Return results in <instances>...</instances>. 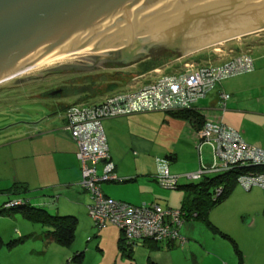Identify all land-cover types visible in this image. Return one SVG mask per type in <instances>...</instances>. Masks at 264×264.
<instances>
[{"label": "crops", "instance_id": "0c3cea01", "mask_svg": "<svg viewBox=\"0 0 264 264\" xmlns=\"http://www.w3.org/2000/svg\"><path fill=\"white\" fill-rule=\"evenodd\" d=\"M162 69L173 71L177 70L178 67L177 65L166 64ZM147 73L141 74L138 79L134 78L124 87L119 86L117 90L129 88L131 85L136 87L145 83L152 77ZM224 79L226 78L215 81L202 100L191 106V110L198 113L202 118L220 119L235 128L244 141L264 148L263 90L249 94L248 91H250L251 86L228 85V83L222 82ZM219 91L228 93L223 109L218 105ZM105 94L88 99L98 101ZM58 118V123L54 116L43 117L37 120L38 123L37 121L25 122L24 130L20 131L18 136L4 142V144L9 143L8 145L10 143L15 144L13 147L14 156H12L14 174H0V178L4 181V185L0 186V208L12 198H23L29 205L43 208L52 214L61 213L59 215H64L69 213V211H62L58 208L57 202L60 198L65 201L67 207L82 204L87 210L90 195L78 182L80 169L75 156L76 144L68 136V133L61 128L64 121L63 109ZM101 122L109 158L113 162V170L117 177H121L119 180H104L99 183L104 195L126 202L141 200V202L158 203L154 192L156 179L153 177V173L155 167L151 164L154 156L162 158L171 173L179 174L192 171L197 169L199 165L198 153L194 146L196 140L194 131L197 127L193 121L187 118L174 116L165 110H150L105 117ZM208 156L209 153L207 159ZM201 157L204 159L202 150ZM3 162L6 163V160ZM96 166L99 171L101 162H98ZM212 174L216 173L205 174L201 177ZM182 180L183 177H179L177 185L192 181L191 179ZM104 182L107 183L105 188L101 185ZM124 188L127 191H123ZM132 188L133 192L130 191ZM54 197H57L56 202H54ZM230 199L238 207L237 215H235L238 222L233 224L232 229L227 230L229 231L227 233L220 230L207 218L216 228L215 231L208 227L209 231L214 234L220 233L230 241L235 264H264L263 189L255 185L243 189L235 182L220 201H229ZM70 212L74 213L75 211ZM21 217L30 222H37L31 221L19 211L7 207L0 211V264H32L30 261L24 260L28 258L30 253L37 252L38 249L31 245L24 246V250H21L23 246L17 245L25 241L27 237L36 238L38 241L42 240V244L53 240L46 234V227L43 224L39 222L45 228L35 229L36 226H29L21 220ZM184 221L186 220H183L182 223ZM100 227L96 226V228ZM234 227L237 228V231H234ZM184 232L186 235L192 236L191 232L186 229ZM95 235L98 236L96 240L99 242L101 239L100 231L93 234V236ZM121 236V230L116 229V246L121 251V255L126 256L128 260L117 263L112 260L111 264H162L160 251L164 250L163 248L171 247L176 240H165L164 246H162L159 242L148 241L149 238H138L131 243L124 241V243L122 242L123 247H119L118 238ZM184 237L186 241L187 237ZM196 237L198 238L197 246L201 249L199 251L207 262H203L201 259L199 262L195 260L194 264H230L222 262L221 253L215 250L212 245L204 244L200 236ZM15 238L17 240L12 245L7 244V240ZM87 238L90 239L91 236ZM139 242L143 243V247L148 248L144 252V254L146 253L145 262L136 260V249H138ZM192 245L194 246V244ZM11 250L14 251L15 256L18 255L17 258L10 255ZM190 250L192 255L197 257L193 253L195 249L192 247ZM6 257L12 259L6 261ZM230 258L231 256L228 257V260Z\"/></svg>", "mask_w": 264, "mask_h": 264}, {"label": "rangeland", "instance_id": "374dc122", "mask_svg": "<svg viewBox=\"0 0 264 264\" xmlns=\"http://www.w3.org/2000/svg\"><path fill=\"white\" fill-rule=\"evenodd\" d=\"M142 51H144L143 56L138 57L136 60L121 63L98 62L84 58L65 56L62 57L63 59L59 58L56 61L42 63L37 65V67L33 66L23 70V72L21 71L15 74V76L1 80L0 174H14V170L12 169L14 163L12 156H14L13 147L15 144L10 143L8 145L9 143L4 144V142L18 136L20 131L24 130L25 122L37 121L43 117L54 116L58 123L57 118L63 106L75 102H94L88 98H95L98 95L117 90L119 86L124 87L134 78H140V75L143 73L148 72L147 74L153 76L156 74L155 70L157 69L164 72L162 67L166 64L177 65L180 68L186 59H192L198 63H220L222 60L237 54L247 53L252 57L253 69L227 77L222 82L228 83V85H243L244 87L249 85L251 86L250 91H248L249 94L261 92L262 90L264 92V29L220 43L211 44L206 46V48L202 47L197 50H191L184 54H182L183 52L177 46L174 49H170L161 41L157 40L149 42ZM88 81L92 83L90 86H88ZM57 88H60V92L48 93V91ZM83 89L86 92L92 91L91 93H86ZM85 94L90 95L84 96ZM201 100L202 98L196 102ZM207 152L208 147L204 145L202 147V153L205 160L209 153ZM209 158L210 154L206 161L203 160L207 162ZM5 160L6 163L3 162ZM162 160V158L154 156L151 163L155 167L154 172L161 169ZM188 180L190 179L183 177L182 181ZM156 182H154V192L157 197L155 199L158 203L161 206L178 207L182 198L183 189L181 187H163ZM106 184L104 182L101 185L105 188ZM1 185H4V181L0 178ZM122 190L127 191L126 188ZM130 191L133 192V188ZM108 197L113 200H120L112 196ZM54 199V202H56L57 197H54ZM120 201L123 200L121 199ZM128 203L139 205L141 200ZM57 204L58 208L62 209V211H69L67 214H73L77 217L72 241L68 245H61L53 240L42 244V240L38 241L36 238L27 237L25 241L17 245L23 246L21 250H24V246L32 245L38 251L36 250L37 252L30 253L24 261H30L32 264H111L112 260H115L116 263L128 260L126 256L121 255V251L116 246L115 236L116 229L118 228L115 225L107 223L100 228H96L84 205L67 207L65 206V201H62L60 198ZM237 211L238 207L236 203L230 199L229 201L215 203L209 212H207L206 216L220 230L229 233L227 230H231L232 225L238 222L235 216L237 215ZM21 220L29 226H36L35 229L38 228L40 230L45 228L39 222H30L24 218ZM184 220L186 221L180 224L178 232L182 236H186L187 239L185 241V237L183 236L184 239L182 242H177L176 239L171 247L163 248L164 250H161L159 253L162 264H194L195 260L199 262L201 259L203 262H207L199 251L200 248L197 246L198 238L196 236H200L204 244H210L215 250H218L221 253L223 263L235 264L231 243L225 236L220 235V233H211L208 226L201 219L191 216ZM185 229L191 232L192 236L186 235V232H184ZM98 231H100L101 235L99 242L96 240L98 236H93ZM234 231H237L236 227H234ZM89 236H91L90 239L87 238ZM148 241L151 240L149 239ZM157 242L164 246V240ZM138 244L136 260L139 259L140 262H145L146 253L144 254V252L148 248L146 246V248L143 247V243L139 242ZM192 247L195 249L193 253L197 257L192 255V251L190 250ZM133 248L135 249V247ZM206 249L209 248L206 247ZM77 251L80 252V255L74 256L78 253ZM10 255L16 258L18 257V255H14V251L12 250ZM229 256L231 258L228 260ZM79 258L80 261H78ZM9 259L12 258L6 257V261Z\"/></svg>", "mask_w": 264, "mask_h": 264}, {"label": "built area", "instance_id": "2783aa9c", "mask_svg": "<svg viewBox=\"0 0 264 264\" xmlns=\"http://www.w3.org/2000/svg\"><path fill=\"white\" fill-rule=\"evenodd\" d=\"M253 69L252 57L240 53L220 63H198L186 59L182 67L173 71L155 70L150 80L136 87L114 90L94 102H75L64 107L61 128L75 142V156L79 162V183L89 192L87 213L97 227L105 223L117 226L125 242L138 238L153 240L183 241L178 227L183 221L178 207L161 206L157 202H141L134 205L126 201L113 200L103 194L99 183L119 179L113 170L108 155L107 142L101 120L120 114L189 108L212 87L215 81ZM228 93L218 92V105L225 106ZM195 148L198 153L197 169L182 173H171L161 161V169L154 172L159 185L175 188L179 177L198 179L209 173H220L237 166L264 165V148L243 140L240 133L218 118L204 117L195 129ZM206 145L210 158L204 162L202 147ZM101 162L100 170L97 163ZM236 182L243 188L258 186L263 189L264 170H245L237 174ZM220 186L214 188L218 194ZM22 198H12L4 206L21 203Z\"/></svg>", "mask_w": 264, "mask_h": 264}, {"label": "water", "instance_id": "95a60500", "mask_svg": "<svg viewBox=\"0 0 264 264\" xmlns=\"http://www.w3.org/2000/svg\"><path fill=\"white\" fill-rule=\"evenodd\" d=\"M261 29L264 0H0V81L57 57L121 63L158 37L184 54Z\"/></svg>", "mask_w": 264, "mask_h": 264}, {"label": "trees", "instance_id": "16d2710c", "mask_svg": "<svg viewBox=\"0 0 264 264\" xmlns=\"http://www.w3.org/2000/svg\"><path fill=\"white\" fill-rule=\"evenodd\" d=\"M87 83H89L88 86L92 84L90 83V81H88ZM83 91L86 92L84 89ZM91 91L92 90L86 93H91ZM93 93L95 94V92ZM87 95L90 94H85L84 96ZM169 113H171L174 116L187 118L190 121H193L196 127H199L201 125V124L199 125V120L200 123L203 121V118L200 117L198 113L192 111L191 107L170 110ZM244 169L259 171V170H264V165L237 166L220 173L206 175L199 179H191L192 181H188L186 183L177 185L176 187H181L184 190V194L183 197L181 198L180 206L178 207L182 211L183 220L186 219L187 217L193 216L195 218L201 219L208 227L216 231V228L207 219L206 216L207 212L215 203L220 201L222 197L229 191V188L236 182V174ZM153 177H154V173H153ZM119 179H121V177ZM119 179H115V180H119ZM216 186H220L221 190L219 191L218 194L214 195V188ZM22 200L23 201L21 203L16 205L1 207L0 211L3 210L4 207H7L8 209L19 211L25 218L31 221L40 222L46 227L45 230L46 234L59 244L68 245L72 241L74 234L73 231L74 225L76 222L75 216L68 214H64V215L52 214L47 212L43 208L29 205L28 203H26V201L23 198ZM149 239L153 240L151 238ZM16 240H17L16 238L11 239L7 241V244H13ZM118 241H119L118 243L119 247L120 246L123 247L122 242L124 243L125 241L123 235L118 238ZM153 241L157 242L159 240H153ZM79 255L80 252H78L74 256H79Z\"/></svg>", "mask_w": 264, "mask_h": 264}, {"label": "bare ground", "instance_id": "6f19581e", "mask_svg": "<svg viewBox=\"0 0 264 264\" xmlns=\"http://www.w3.org/2000/svg\"><path fill=\"white\" fill-rule=\"evenodd\" d=\"M210 37V36H209ZM160 37H158V38H156V39H154L153 41H155V40H158ZM211 40H210V38H204V39H198L196 42H195V47L196 48H198V47H200V46H202V45H204V44H206V43H208V42H210ZM204 43V44H203ZM206 48V47H205ZM63 57H65V56H63ZM59 58H62V57H57V58H54V59H50V60H47V61H43V62H40V63H37V64H35V65H32V66H29V67H26V68H24V69H21L20 71H22L23 72V70H25V69H28V68H31V67H33V66H36L37 67V65H39V64H42V63H49V62H52L53 60H55L56 61V59H58L59 60ZM70 58V57H69ZM63 59V58H62ZM66 59V58H65ZM33 69V68H32ZM19 71V72H20ZM15 76V75H14ZM6 79V78H5ZM247 170H250V169H247ZM242 171H245V169L244 170H241V171H239L238 173H240V172H242ZM237 173V174H238ZM237 174H236V176H237ZM220 190H221V187H220Z\"/></svg>", "mask_w": 264, "mask_h": 264}, {"label": "flooded vegetation", "instance_id": "af4514ba", "mask_svg": "<svg viewBox=\"0 0 264 264\" xmlns=\"http://www.w3.org/2000/svg\"><path fill=\"white\" fill-rule=\"evenodd\" d=\"M50 93V91H48ZM60 92V91H59Z\"/></svg>", "mask_w": 264, "mask_h": 264}, {"label": "clouds", "instance_id": "9594fccd", "mask_svg": "<svg viewBox=\"0 0 264 264\" xmlns=\"http://www.w3.org/2000/svg\"><path fill=\"white\" fill-rule=\"evenodd\" d=\"M65 107V106H64ZM64 109V108H63Z\"/></svg>", "mask_w": 264, "mask_h": 264}]
</instances>
